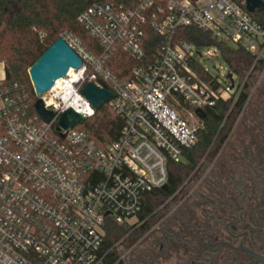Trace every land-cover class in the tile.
Segmentation results:
<instances>
[{
    "label": "built area",
    "instance_id": "2783aa9c",
    "mask_svg": "<svg viewBox=\"0 0 264 264\" xmlns=\"http://www.w3.org/2000/svg\"><path fill=\"white\" fill-rule=\"evenodd\" d=\"M78 21L100 52L63 34L82 60L67 79L75 76L81 95L91 83L110 90L106 104L121 128L109 144L94 139L82 125L95 110L63 129L60 119L72 109L44 106L54 114L46 122L35 105L32 111L26 86L0 81V264H105L106 220L128 228L143 224L131 221L142 212L145 195L168 185L169 164L184 162L198 144L201 127L189 118L231 97L230 88L214 89L198 77L192 65L201 55L176 39L177 30L198 28L254 56V64L264 61V28L246 0H94ZM150 30L162 37L152 57L145 50ZM118 51L137 63L130 79L109 69ZM52 91L36 99L58 104ZM180 101L189 118L175 109Z\"/></svg>",
    "mask_w": 264,
    "mask_h": 264
},
{
    "label": "flooded vegetation",
    "instance_id": "af4514ba",
    "mask_svg": "<svg viewBox=\"0 0 264 264\" xmlns=\"http://www.w3.org/2000/svg\"><path fill=\"white\" fill-rule=\"evenodd\" d=\"M235 74L214 144L125 264H264V68Z\"/></svg>",
    "mask_w": 264,
    "mask_h": 264
},
{
    "label": "trees",
    "instance_id": "16d2710c",
    "mask_svg": "<svg viewBox=\"0 0 264 264\" xmlns=\"http://www.w3.org/2000/svg\"><path fill=\"white\" fill-rule=\"evenodd\" d=\"M94 0H0V62L4 64L6 85L19 84L26 86L31 97V109L37 101L29 79V70L46 50L65 33H72L80 38L87 49L98 54L99 44L87 30L79 23L80 15ZM112 1V0H99ZM264 2V0H262ZM252 17L264 28V11L256 12ZM176 39L192 44L196 48H215L220 52L230 66L233 73L232 58L249 61L252 65L256 58L243 49H235L217 43L208 32L195 27L181 28L176 32ZM145 47L147 56H153L155 48L162 42V37L150 30L146 37ZM264 68V61L258 62ZM111 72L121 80L130 79V71L137 63L121 51L113 53L108 64ZM192 68L198 77L214 89L219 88L214 79L198 61H194ZM232 74V73H231ZM241 98L240 108L246 101ZM232 100H220L215 108L206 110L207 118L198 131L197 146L185 153V160L180 164H169V192L162 189L145 195L143 210L138 219L143 224L140 227H126L107 219L105 225V242L103 252L107 254L105 264H121L117 254V242L124 240L134 244L139 242L152 228L151 221L155 218L159 207L176 194L185 176L195 172L199 158L206 154L218 137L223 121L229 111ZM180 101L175 109H183ZM83 128L89 130L91 136L101 143L109 144L116 140L121 122L108 108L107 104L97 110L95 116L86 120Z\"/></svg>",
    "mask_w": 264,
    "mask_h": 264
},
{
    "label": "water",
    "instance_id": "95a60500",
    "mask_svg": "<svg viewBox=\"0 0 264 264\" xmlns=\"http://www.w3.org/2000/svg\"><path fill=\"white\" fill-rule=\"evenodd\" d=\"M246 9L251 14L256 12L262 13L264 11V2L262 0H246ZM80 66H82V60L78 57L76 52L63 38H59L46 50V52H44L29 70V78L35 90V94L41 96L49 92L55 79H63L71 69L75 70L73 67L78 69ZM227 77L231 80L232 74L229 73ZM83 95L90 101L95 110L102 108L113 96L110 90L100 89L92 83L84 88ZM35 109L38 115L46 122H50L53 118L54 114L44 108L42 100L36 101ZM196 114L200 120L204 121L206 119L204 111L196 110ZM83 121L84 117L82 115L68 110L62 115L60 126L63 129H70ZM162 190L168 193L169 186L166 185Z\"/></svg>",
    "mask_w": 264,
    "mask_h": 264
},
{
    "label": "rangeland",
    "instance_id": "374dc122",
    "mask_svg": "<svg viewBox=\"0 0 264 264\" xmlns=\"http://www.w3.org/2000/svg\"><path fill=\"white\" fill-rule=\"evenodd\" d=\"M195 51L201 55L198 56L197 61L200 63V65L214 78L218 81L219 86L222 88H226L228 90L229 85H230V80L228 79V74L232 73L230 66L228 63L225 61L223 56L220 54L218 50L215 48H194ZM210 54H214L216 57H211L209 56ZM240 56H236L232 58V65H233V71H236V73H241L243 70H249L253 67L249 61H245L244 59H240ZM6 78V73H5V67L2 62H0V81H4ZM30 79V78H29ZM234 81L239 84V80L237 78V75H234ZM31 82V81H30ZM221 90V89H220ZM180 115L189 118V116L180 111ZM190 122L194 125H197L195 121L191 118H189ZM191 179V174L185 176L182 186L186 185ZM181 186V187H182ZM167 203L164 202V204ZM160 208V207H159ZM163 208V207H162ZM165 209V208H164ZM163 209V211H164ZM137 220L139 219H134L131 221V223H136ZM140 242L131 244L126 241L119 240L117 242V254L119 256V260L121 264H125V259L129 258L132 252L135 251L136 247L139 245ZM127 263V262H126Z\"/></svg>",
    "mask_w": 264,
    "mask_h": 264
},
{
    "label": "clouds",
    "instance_id": "9594fccd",
    "mask_svg": "<svg viewBox=\"0 0 264 264\" xmlns=\"http://www.w3.org/2000/svg\"><path fill=\"white\" fill-rule=\"evenodd\" d=\"M72 67V66H70ZM82 66L78 69L73 67L76 72H79ZM67 73V72H66ZM68 76H71V73H67ZM63 80H54L53 86L50 89H53L51 95L58 101V104H53L52 100L46 99L44 101L45 108H52L53 110H58L61 113H64L68 109L74 110L76 114L82 115L84 118H89L95 113V108L92 107L90 101L81 95L79 89L76 87V84L79 81L76 80L75 76L72 77L71 81H68L67 76L63 77ZM81 79L83 77L81 76ZM61 84L63 87L61 88ZM55 89H60L55 91Z\"/></svg>",
    "mask_w": 264,
    "mask_h": 264
}]
</instances>
